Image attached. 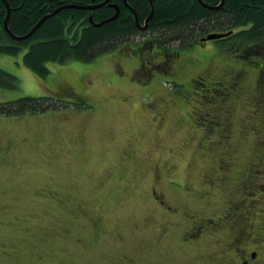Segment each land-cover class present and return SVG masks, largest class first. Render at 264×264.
Here are the masks:
<instances>
[{"label":"rangeland","instance_id":"374dc122","mask_svg":"<svg viewBox=\"0 0 264 264\" xmlns=\"http://www.w3.org/2000/svg\"><path fill=\"white\" fill-rule=\"evenodd\" d=\"M206 45L217 59L212 70L219 72L228 52L220 41ZM26 52L0 53V68L17 78L15 87H0V104L58 99L60 90L66 92L60 108L0 114V264H226L219 260L233 248L240 228L182 245L186 222L174 224L175 218L157 210L150 188L159 181L182 216L192 210L222 215L231 201L229 188L245 178L261 151L264 131L253 128L263 120L240 102L231 144L219 145L202 134L205 122L196 120V110L205 105L180 102L188 95L184 82L152 80L147 90L133 87L116 69V50L90 61H49L50 72L42 76L25 65ZM258 62L246 70L251 97ZM201 67L189 63L183 75L189 78ZM223 160L234 171L221 184L217 171ZM261 171L262 198L251 231L264 236ZM171 177L176 189L193 192L178 193ZM210 181L220 185L210 188ZM250 221L251 216L244 223L248 231ZM244 248L258 250L254 264H264V237L248 240ZM234 258L237 264L238 254Z\"/></svg>","mask_w":264,"mask_h":264},{"label":"trees","instance_id":"16d2710c","mask_svg":"<svg viewBox=\"0 0 264 264\" xmlns=\"http://www.w3.org/2000/svg\"><path fill=\"white\" fill-rule=\"evenodd\" d=\"M103 1L7 0L11 9L8 27L13 34L23 36L43 17L62 6H88ZM111 1L96 9H62L45 19L29 38L16 40L5 28L8 7L0 0V53L18 54L26 48L25 65L47 76L49 61H90L139 36L155 34L159 42L167 43L172 39L193 41L212 33L231 32L232 35L235 29L237 33L229 40L250 48V53L257 56L255 59L261 60L260 53H264V0H225L219 8L208 6L216 7L222 0H203L205 5L200 0H153L155 12L145 30L137 25L134 11L144 26L152 10L150 0H127L128 5L124 0ZM16 85L17 78L0 68V87ZM65 92V89L60 90L58 99L24 97L1 103L0 114L18 115L60 108L64 106L61 98Z\"/></svg>","mask_w":264,"mask_h":264},{"label":"flooded vegetation","instance_id":"af4514ba","mask_svg":"<svg viewBox=\"0 0 264 264\" xmlns=\"http://www.w3.org/2000/svg\"><path fill=\"white\" fill-rule=\"evenodd\" d=\"M109 3L112 1L109 0L105 5H109ZM237 31L236 29L233 30L232 35L236 34ZM232 35L219 40L203 41L202 39L208 36L206 35L197 37L193 41L172 39L165 43L159 42L155 34H150L139 41L131 40L121 44L116 49V69L125 76L126 81L140 90H147L152 80L161 82L165 79L175 85H180L183 82L188 84V95L183 99L179 98L180 102L191 103V100H194L204 104V110L198 109L195 112L198 117L196 120H202L206 124L201 129L202 134L205 137L216 139L219 145H229L233 136L234 109L240 102H244L243 104L251 108L253 118L263 120L260 127H254L253 130L256 132L264 131V53H260L262 62L256 64L257 70L254 69V72H257L255 96L251 97L247 94L248 88L245 86V80L247 71L254 68L253 63L259 58L255 59L257 56L250 53V48L229 40ZM209 41H220L222 47L228 52L224 56L229 61L219 60L222 61V64H226L219 72L212 70L217 59L209 52L208 48L206 50L203 47H207L206 44ZM189 63L198 66L202 64V67L194 75L186 78L183 75V70ZM137 77L140 79L139 84L135 80ZM159 99L160 97L157 101ZM261 144V151L255 162L248 168L245 178L237 181L234 186L229 188L231 201L227 208L221 212L222 215H218V217L213 216L216 214L205 216L199 210V212L192 210L189 214L186 213L185 216H182L179 213V207L169 202L167 195L158 185L159 181L151 186L150 193L155 208L162 214L175 218L174 224L180 221L186 222L180 237L182 245L194 246L209 235H217L225 230L240 228L233 239V248L229 249L226 256L220 258L219 263L233 264L234 253L238 254L237 264H254L259 259L260 252L258 250L248 251L244 245L250 239L258 243L264 237L262 234H254L251 231L253 216L257 211L255 205L262 198L261 190L257 185V178L262 174L261 170L264 169V139ZM233 171L234 166L231 161L223 160L217 171L221 174L218 177L219 182L222 184L232 180ZM173 179V177L169 178V184L178 193L182 191L187 194L193 192V188L187 186L185 190L176 189L173 186ZM219 185L215 181H210V188H216ZM249 216H251L250 231L244 226Z\"/></svg>","mask_w":264,"mask_h":264},{"label":"water","instance_id":"95a60500","mask_svg":"<svg viewBox=\"0 0 264 264\" xmlns=\"http://www.w3.org/2000/svg\"><path fill=\"white\" fill-rule=\"evenodd\" d=\"M6 3H7V7H8V14H7V18H6V21H5V28L7 30V32L9 33V35L16 39V40H23V39H27L29 38L36 30L37 28L45 21V19H47L48 17L52 16V15H55L56 13H58L60 10L62 9H65V8H78V9H96V8H100L102 6H104L109 0H105L103 1L102 3H98V4H91V5H88V6H78V5H66V6H62L60 8H58L54 13L52 14H49V15H46L45 17H43L37 24L36 26L26 35H23V36H17L15 34H13L9 27H8V20H9V17H10V14H11V9H10V6H9V3L7 2V0H4ZM125 1V4H127V0H124ZM203 4V0H200ZM225 0H222L220 5L216 6V7H213V6H208L210 8H219L221 7L223 4H224ZM150 4H151V7H152V10H151V13L150 15L148 16V18L145 20V25H141L140 23V20H139V17L137 15V13L134 11V14H135V20H136V23L137 25L142 29V30H145L146 27H147V24L149 23V21L152 19L153 15H154V12H155V8H154V3H153V0H150ZM205 5V4H204ZM207 6V5H206ZM115 7L117 8L118 12H119V7L117 5H115ZM118 12L115 16L118 15ZM90 21L93 22V18L90 17ZM100 24H97V26H99ZM231 35V32H226V33H212V34H209L207 37L203 38L202 40L203 41H207V40H219V39H222V38H225V37H228Z\"/></svg>","mask_w":264,"mask_h":264}]
</instances>
